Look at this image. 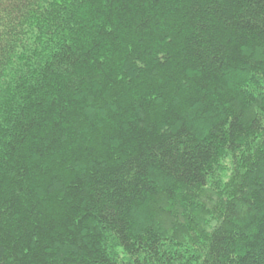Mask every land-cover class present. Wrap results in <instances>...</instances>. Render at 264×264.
Wrapping results in <instances>:
<instances>
[{
    "label": "trees",
    "instance_id": "1",
    "mask_svg": "<svg viewBox=\"0 0 264 264\" xmlns=\"http://www.w3.org/2000/svg\"><path fill=\"white\" fill-rule=\"evenodd\" d=\"M0 264H264V0H0Z\"/></svg>",
    "mask_w": 264,
    "mask_h": 264
}]
</instances>
